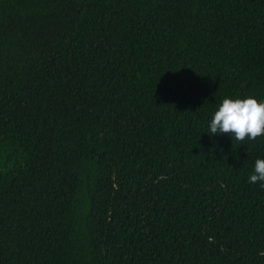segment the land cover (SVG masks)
I'll list each match as a JSON object with an SVG mask.
<instances>
[{
    "label": "trees",
    "instance_id": "16d2710c",
    "mask_svg": "<svg viewBox=\"0 0 264 264\" xmlns=\"http://www.w3.org/2000/svg\"><path fill=\"white\" fill-rule=\"evenodd\" d=\"M264 0H0V264H264Z\"/></svg>",
    "mask_w": 264,
    "mask_h": 264
},
{
    "label": "clouds",
    "instance_id": "9594fccd",
    "mask_svg": "<svg viewBox=\"0 0 264 264\" xmlns=\"http://www.w3.org/2000/svg\"><path fill=\"white\" fill-rule=\"evenodd\" d=\"M209 131L215 135L228 134L232 140L243 143L254 141L264 135V101L251 96L247 98H225L219 104L209 123ZM251 184L264 187V159H257L254 171L249 176Z\"/></svg>",
    "mask_w": 264,
    "mask_h": 264
}]
</instances>
